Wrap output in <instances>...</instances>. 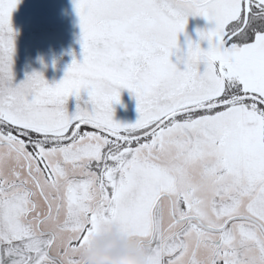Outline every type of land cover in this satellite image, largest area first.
I'll use <instances>...</instances> for the list:
<instances>
[{
    "label": "snow or ice",
    "instance_id": "1",
    "mask_svg": "<svg viewBox=\"0 0 264 264\" xmlns=\"http://www.w3.org/2000/svg\"><path fill=\"white\" fill-rule=\"evenodd\" d=\"M19 2L0 0V264H83L114 231L147 264H264V0H73L82 59L54 84L15 80ZM194 17L212 27L182 50Z\"/></svg>",
    "mask_w": 264,
    "mask_h": 264
},
{
    "label": "flooded vegetation",
    "instance_id": "2",
    "mask_svg": "<svg viewBox=\"0 0 264 264\" xmlns=\"http://www.w3.org/2000/svg\"><path fill=\"white\" fill-rule=\"evenodd\" d=\"M70 4L72 5L70 6L71 12L62 24L65 28H60V30L58 26H54L47 30L39 29L34 31L33 48L24 51L22 44L19 46L17 52H22L20 57L23 58L18 59L16 70L18 82L23 81L27 75L38 72L43 74L49 84L58 83L63 79L73 59H82L79 18L75 12L73 0ZM194 18H189L186 35L182 34L179 37L182 50H186L187 40L197 41L199 39L197 31L200 28L191 21ZM173 60L176 62L175 57ZM179 66L183 67L182 64ZM83 98L86 99V95ZM75 105V99H71L68 104L70 113L75 110ZM114 108L115 120L123 124H132L138 115L136 101L126 90L121 94V103L114 105Z\"/></svg>",
    "mask_w": 264,
    "mask_h": 264
},
{
    "label": "rangeland",
    "instance_id": "3",
    "mask_svg": "<svg viewBox=\"0 0 264 264\" xmlns=\"http://www.w3.org/2000/svg\"><path fill=\"white\" fill-rule=\"evenodd\" d=\"M70 3L71 0H20L17 8L12 13V27L16 33L15 50L17 48L14 55L13 72L17 83H19L16 74L18 59L23 58L20 57L22 52H17L19 46L22 44L24 51L33 48L34 31L39 29L47 30L54 26H58L59 29L65 28V26L62 27V24L65 23V18L71 12L70 6L72 7V5ZM191 21L193 24L198 25L200 30L212 27L201 17H195ZM201 47L206 50L208 47L207 41L202 42ZM137 119L138 115L133 123Z\"/></svg>",
    "mask_w": 264,
    "mask_h": 264
},
{
    "label": "clouds",
    "instance_id": "4",
    "mask_svg": "<svg viewBox=\"0 0 264 264\" xmlns=\"http://www.w3.org/2000/svg\"><path fill=\"white\" fill-rule=\"evenodd\" d=\"M82 255L83 264H147L142 244L115 231L96 237Z\"/></svg>",
    "mask_w": 264,
    "mask_h": 264
}]
</instances>
